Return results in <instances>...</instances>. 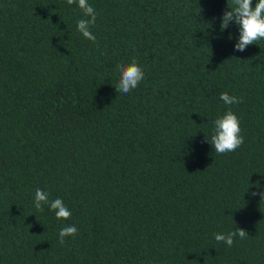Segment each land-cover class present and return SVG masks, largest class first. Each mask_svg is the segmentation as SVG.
Returning a JSON list of instances; mask_svg holds the SVG:
<instances>
[{"label":"trees","instance_id":"obj_1","mask_svg":"<svg viewBox=\"0 0 264 264\" xmlns=\"http://www.w3.org/2000/svg\"><path fill=\"white\" fill-rule=\"evenodd\" d=\"M88 3L95 42L66 0H0V264H264V39L234 50L231 0ZM133 59L144 79L116 92ZM229 108L244 143L217 154Z\"/></svg>","mask_w":264,"mask_h":264},{"label":"clouds","instance_id":"obj_2","mask_svg":"<svg viewBox=\"0 0 264 264\" xmlns=\"http://www.w3.org/2000/svg\"><path fill=\"white\" fill-rule=\"evenodd\" d=\"M67 5H77L85 18L77 21V31L88 41L95 42L96 37L91 31V27L96 24L97 13L88 3V0H66ZM231 8L224 12L221 17L220 31L223 32L229 23L238 26L239 39L234 45L235 51L243 52L245 49L257 41L264 39V0H257L255 7L252 0H231ZM119 80L115 85L116 92L127 95L136 89L144 79V70L139 63L133 59L128 64H118ZM219 99L225 105H235L242 103V98L231 96L227 92L221 93ZM212 134L206 138V142L211 145L217 154L234 152L243 143L244 138L240 135V121L231 111L227 110L222 116L212 122ZM257 195L256 192L251 193ZM260 200L264 199V191L259 193ZM44 205H48L54 211L57 220H68L72 213L64 204L63 200L56 198L49 200V193L39 188L35 190L33 206L37 211L43 212ZM78 229L75 224L65 225L58 232V242L63 245L66 237H75ZM217 242H223L228 247L234 243V238H247V233L243 229L235 228L227 234L214 233Z\"/></svg>","mask_w":264,"mask_h":264}]
</instances>
